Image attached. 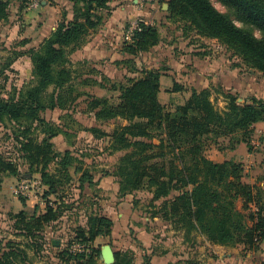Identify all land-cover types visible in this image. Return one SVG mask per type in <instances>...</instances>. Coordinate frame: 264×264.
Masks as SVG:
<instances>
[{
  "label": "trees",
  "instance_id": "trees-1",
  "mask_svg": "<svg viewBox=\"0 0 264 264\" xmlns=\"http://www.w3.org/2000/svg\"><path fill=\"white\" fill-rule=\"evenodd\" d=\"M22 1L29 6V0ZM67 1L72 9L62 11L56 29L38 46L14 52L0 69V75L5 74L24 55L32 62L30 83L14 87L7 94H3L5 86H0V126L11 130L6 135L14 139L19 154L15 159L0 150V188L5 177H22L24 164L29 174H40L45 187L44 210L40 205L29 210L27 199L20 198L25 208L11 217L13 235L22 240L0 241V264H33L30 252L37 255L43 250L46 229L79 208L68 189L77 182L82 193L87 186L99 184L86 162L88 154L56 149L54 139L69 136V125L50 122L44 116L47 111L59 109L68 110L66 114L71 118L70 111L84 96L86 110L98 124L126 122L111 133L98 126L84 128L96 139H109L110 155L124 153L114 169L103 174L116 179L120 198L147 189L152 194L150 203L155 206L165 199L161 205L164 220L170 221L177 231H184L185 240L191 244L199 233L214 245H243L247 251H260L264 243V187L244 182L242 163L232 159L214 161L207 152L212 147L223 151L221 141L225 139L230 140V149L241 143L249 147L255 125L264 121V101L254 99L250 104H239L235 95L219 87L215 91L222 93L227 102L225 110L220 111L212 101L210 89L192 88L182 103L166 109L159 97L158 70L130 77L123 84L114 83L112 89L119 93L116 102L79 91V68L71 56L86 43L91 31L110 16L113 0ZM217 1L228 12L219 11L211 0H170L168 12L173 21L181 22L183 36L196 32L205 39H215L264 76V0ZM10 3L11 0H0V24L10 16ZM161 41L157 27L140 23L131 41L124 43V58L117 64L126 66L131 73L138 72L135 58ZM89 63L78 65L87 69ZM8 80L6 76L5 81ZM80 83L100 85L95 79ZM187 91L186 86L176 82L170 92ZM239 201L243 204L241 209L237 206ZM161 211L154 214L160 215ZM113 229L111 218L97 210L87 214L85 225L73 229L69 243L59 252L62 264H100L101 250L95 243L99 238H110ZM152 257V253L146 254L143 264H153ZM115 258L114 264H135L131 250L119 252Z\"/></svg>",
  "mask_w": 264,
  "mask_h": 264
},
{
  "label": "rangeland",
  "instance_id": "rangeland-1",
  "mask_svg": "<svg viewBox=\"0 0 264 264\" xmlns=\"http://www.w3.org/2000/svg\"><path fill=\"white\" fill-rule=\"evenodd\" d=\"M44 1L51 2L49 0H42V7ZM169 1L113 0L111 2V9L118 11V8L121 6H127L129 18L115 17V19H110V17L106 16L104 23L88 35L86 42L88 40L97 41L100 39L113 43L112 45L109 44L108 54L102 60L98 62L89 61L90 65H87L88 68L86 69V67L81 68L78 65L81 62L78 60L80 57L78 52L71 56L76 69L79 68L78 90L90 93L96 97L113 98L116 102L118 101L119 93L113 91L112 85L114 83L123 84L130 77H141L146 71L158 70L161 73L160 101L166 109L173 108L182 103L189 96L192 89L185 79L187 76H191L189 71L192 69L193 64L191 65L190 63V57L187 58V61L182 58V55L178 54L184 53L186 48H190L193 52L201 49L200 53H207V59L205 57L200 58L201 60L199 59L201 61L199 66L209 72L206 76L208 79L203 81L205 84L206 82L208 83V89L212 91V101L215 102L218 110L223 111L227 106L222 93L215 91L219 87L235 95L239 104H250L254 99L264 101L263 74L246 66L240 58L233 56L232 52L225 46L220 45L215 39H205L198 36L196 32L191 33L189 37L183 36L182 29L180 28L181 22H175L170 18L168 12ZM211 1L219 11L228 12L217 0ZM53 2L55 4V1ZM66 8L63 7L62 11ZM40 10H31L22 0H11L10 16L0 24V69L3 68L10 57H13L14 52H25L32 47V42L35 39L37 41L43 39L45 22L42 19V14L39 13ZM59 16L61 19L62 13ZM110 21H113V23L111 24ZM140 23L157 27L161 32L162 41L149 52L141 53L135 58L139 71L131 73L126 66L118 65L117 61L124 58L121 51L124 43L131 41L133 31ZM237 24L241 26L239 22ZM256 35L260 36V33L256 31ZM201 44L203 45L202 48L200 47ZM174 56H178V58H176L175 62H172L170 59ZM213 62L220 63L223 71L215 72L212 68ZM187 65H190V68ZM172 70H176L182 75L181 77L175 74V77H180V83L188 88L187 92L181 94L170 92L176 82L175 79L172 80L171 78L173 77V74L171 75ZM214 75H217L220 79H215ZM6 76L9 77L7 82L5 81ZM223 77L227 78L222 82ZM85 79H95L100 85L81 84L80 81ZM31 80L32 62L29 56L24 55L11 66V69L7 70L5 74L0 75V86H5L6 89L3 94H7L14 87L22 88L30 83ZM101 85H104V88ZM225 85L234 86L233 88H227ZM86 98V96L80 98L76 106L70 111L72 113L71 118L66 114L68 110L62 111L59 109L47 111L44 113V116L50 122L52 121L63 126L69 125L67 127L69 136L60 135L54 139L56 149L62 152L71 150L78 155L83 153L88 154L86 162L94 171L96 175L95 180L99 184L93 188L87 186L82 193L77 188V182L68 189L72 200H77L76 206L79 208H74L72 212H67L66 216L53 227L46 229V244L43 250L37 255L30 252L33 264H62L58 255L69 243L73 229L78 225H85L87 214L96 210L101 214L110 213L116 217L115 219L118 222L116 231L119 232L117 238L111 236L110 238L99 239L95 243L96 247L101 250L100 264L112 263L103 254L107 246L111 247L115 256L119 252L131 250L135 255V264H143L144 256L150 254L149 251L153 257L158 256L160 258L161 264H170V231L177 230L174 229L170 221H166L163 218L164 212L161 211V205L165 199L157 201V206H155L156 204L150 203L152 194L147 189H144L125 197L123 207L120 208L116 205V199L113 197L119 198V194L116 193V187L119 184L114 177H105L103 174L106 170L112 171L119 157L124 153L110 155L108 150L110 146L109 139H96L90 132L85 131L84 128L98 126L111 133L116 127L124 125L126 122L114 120L98 124L93 114L86 110ZM72 121H76L78 124H74ZM7 133H11V130L1 125L0 150L7 156L16 159L19 155L15 148L16 143L12 137L6 135ZM154 140L155 143H159L158 139ZM221 142L224 150L220 151L212 147L207 152L208 157L214 161L232 159L242 163L245 168L244 182L259 184L264 187V121L259 123V125H255L252 142L249 147L245 143H241L235 149H230L229 139L222 140ZM21 172L24 174L22 177H5L4 183L0 188V241H7L9 239L22 240V237L19 238L13 235L14 222L11 217L25 208L20 200L21 197L27 199V209L32 210L36 205H40L42 210L45 209V201L43 199L45 187L42 185L40 174H29L28 166L25 164L21 166ZM21 186L24 188H21ZM102 200L107 202L105 206L100 205V201ZM51 201H54V197H52ZM237 206L241 209L243 206L242 202L239 201ZM159 209L161 214H154ZM122 214L123 218L119 216ZM124 218L128 221L129 226L122 222ZM138 225H144L147 231L151 232L150 235L156 242V245L152 246L151 249L144 248L142 242L134 235L135 231L140 228ZM126 231L130 232L126 233ZM153 231L155 232L152 235ZM122 232L125 235H122ZM204 244L205 242L197 235L194 245L204 247ZM236 246L228 247L233 248ZM153 249L154 251H151ZM230 249L224 248V253H228ZM200 254H207V252L202 251L199 252ZM256 259L260 260V262L262 261L260 264H264V257Z\"/></svg>",
  "mask_w": 264,
  "mask_h": 264
},
{
  "label": "crops",
  "instance_id": "crops-1",
  "mask_svg": "<svg viewBox=\"0 0 264 264\" xmlns=\"http://www.w3.org/2000/svg\"><path fill=\"white\" fill-rule=\"evenodd\" d=\"M53 1H55V4H53L54 2L52 1L49 3L44 1L43 7L39 11V13L42 14L43 21L45 22L44 23L45 29L43 30L44 33L43 39L48 37L50 33L56 29L57 24L60 21L59 15L62 13V8L67 7L66 8L67 10L72 9V4L67 0H53ZM109 17L110 19H115V17L129 18L127 6H121L120 8H118V11H114L111 9ZM110 23L112 24L113 21L112 22L110 21ZM43 39L40 41H37V39H35L32 42L33 44L32 47L38 46L43 41ZM109 44L112 45L113 43L110 41L106 42L100 39H98L97 41L88 40L77 51L78 54L80 55L78 60L81 62L84 61L98 62L99 60H102L108 54V49L110 48ZM200 50L201 49H198L193 52L190 50V48H186L184 53L183 52L178 53L179 55H182V58L184 60L188 61L187 58L190 57L189 58L190 63L191 65L193 64V66L191 67L192 69L189 71L191 76L190 77L187 76L188 78L186 77L185 81L188 82V85H190L192 88L194 87L199 91L208 89V83L206 82L205 84L203 80L208 79L206 76L209 73L208 71H206L205 68H201L199 66V63L201 62L200 58H204V57L205 59L208 58L207 53H200L201 52ZM176 58H178V56L177 57L174 56L170 60L172 62H175ZM187 66H189L190 68V65ZM212 68L214 69L215 72L220 70L223 71L221 64L217 62L212 63ZM172 74H173V77H171L172 80L175 79L177 83H180L181 82L180 77L176 78L175 74L181 77L182 75L179 74L176 70L174 71L172 70L171 75ZM214 78L220 79L219 77H217V75L216 76L214 75ZM226 78L223 77L222 82L226 80ZM233 86L234 85H229L226 87L233 88ZM257 125H259V123ZM116 193L117 194L119 193V186L116 187ZM113 198L116 199V205H118V207L121 208L124 206L125 204L124 198H120V197L119 198L113 197ZM106 203L107 202L105 200L100 201L101 206H105ZM102 215L107 216L114 221V229L112 232V237L117 238L119 236V232L116 231V226L118 224V222L115 219L116 217L112 216V214L110 213L109 214L105 213ZM119 216L123 218V214ZM122 222L125 225L129 226V223L125 218L122 220ZM138 226H140V228H138V230L135 231L134 235L138 240L142 242L144 248L151 249L152 246L156 245V242L152 239V236L150 235L151 232L147 231L144 225H138ZM128 232L130 231H126V233ZM154 232L155 231H153L152 235L154 234ZM122 235L125 234L122 232ZM198 236L205 242L204 247H201V245L197 246L186 241L184 238L185 237L184 231H170V264H260L262 261L260 262V260L256 258L262 259L264 257V243L262 244L260 251L252 252L245 250V247L242 245H237L236 247L233 248L228 246L214 245L210 243L202 234L198 233ZM99 239H103V238H99ZM224 248L227 249L232 248V249H230L228 253H224L223 250ZM151 251H154V249ZM202 251H206L207 254L199 255V252ZM149 253L151 252L149 251ZM159 260L160 258L158 256H154L152 262L153 264H161Z\"/></svg>",
  "mask_w": 264,
  "mask_h": 264
},
{
  "label": "built area",
  "instance_id": "built-area-1",
  "mask_svg": "<svg viewBox=\"0 0 264 264\" xmlns=\"http://www.w3.org/2000/svg\"><path fill=\"white\" fill-rule=\"evenodd\" d=\"M29 7L31 10H35V11L40 10L42 8V0H30ZM21 188L24 187L21 186Z\"/></svg>",
  "mask_w": 264,
  "mask_h": 264
},
{
  "label": "water",
  "instance_id": "water-1",
  "mask_svg": "<svg viewBox=\"0 0 264 264\" xmlns=\"http://www.w3.org/2000/svg\"><path fill=\"white\" fill-rule=\"evenodd\" d=\"M103 254H104V256L106 258H108L112 262L111 264H114V262H115V255H114V253H113V251H112V249H111L110 246L105 247Z\"/></svg>",
  "mask_w": 264,
  "mask_h": 264
}]
</instances>
